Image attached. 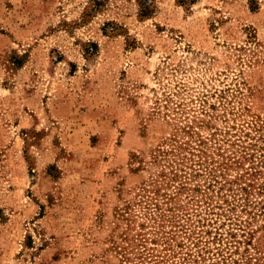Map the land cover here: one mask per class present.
I'll list each match as a JSON object with an SVG mask.
<instances>
[{
	"label": "rangeland",
	"instance_id": "1",
	"mask_svg": "<svg viewBox=\"0 0 264 264\" xmlns=\"http://www.w3.org/2000/svg\"><path fill=\"white\" fill-rule=\"evenodd\" d=\"M0 264H264V0H0Z\"/></svg>",
	"mask_w": 264,
	"mask_h": 264
}]
</instances>
